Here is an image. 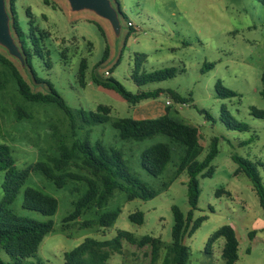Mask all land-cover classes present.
Returning a JSON list of instances; mask_svg holds the SVG:
<instances>
[{"label":"rangeland","instance_id":"1","mask_svg":"<svg viewBox=\"0 0 264 264\" xmlns=\"http://www.w3.org/2000/svg\"><path fill=\"white\" fill-rule=\"evenodd\" d=\"M7 8L9 9V0ZM48 1V4L45 3ZM125 18L123 33L118 43L110 23L94 13H73L66 0H17L15 14L20 26L28 30L32 20L38 31L44 34V48L49 51L52 67L35 57L32 66L39 78L48 80L73 109L95 111L99 105L111 108L110 121L77 129L74 136L64 112L54 103H32L22 98L10 72L0 65V80L6 82L0 91V143L13 151L18 169H24L39 161L51 163L59 157L58 148L63 141L72 146L74 140L88 138L101 141L106 146L123 151L131 173L150 187L160 190L153 199L129 201L127 193L116 190L102 209L93 208L77 221L64 222L74 210V203L85 193L87 184L81 180H68L58 188L42 172L33 171L20 190L11 210L18 216L39 222L52 220L54 231L38 248L34 257L24 264H65L64 253L71 251L86 238L108 240L119 231H127L137 238L159 237L166 247L171 241L174 216L172 206L183 213L190 210L187 197V173L173 178L183 146L167 136L159 134L143 141L121 140L112 121L120 118H157V112L148 110L151 101L170 100L166 112L176 120L195 127L199 131L203 151L202 161L209 151L213 138H218L219 153L212 161V177L199 176L200 198L194 211V220L206 216L207 220L191 237L185 238L190 249L188 264H224L221 257L222 239L213 246L212 254L205 252L210 236L224 225L237 228L239 264H264V211L251 180L243 173L235 175L238 165L232 156L237 155L255 163L262 177L264 170L257 163H264V119L251 114L255 107L264 111L261 96V75L264 69V5L258 0H118ZM115 3V1L113 0ZM27 11L29 14H27ZM131 23V25L129 24ZM104 34H102L101 29ZM21 46L18 37L13 32ZM108 48L107 59L100 63ZM0 53L8 57L18 68L33 92L49 93L47 84L34 81L28 66L8 56L0 47ZM145 58L140 73L175 67L177 76L163 81L138 86L132 79L135 57ZM87 61L86 86L78 82L81 61ZM213 64L212 69L206 67ZM106 72H109L106 75ZM112 78L130 92L172 90L184 103L175 102L165 91L155 99L130 107L115 92L97 87L92 79ZM218 82L237 94L236 97L218 98ZM219 88V87H218ZM119 97V98H118ZM21 107L29 117L18 118ZM231 118L248 125L246 131L231 130L222 122V111ZM231 121V119H228ZM167 143L172 158L159 177L148 174L141 165L142 152L156 143ZM67 172L82 177H92L80 160H73ZM4 172H0V200L3 197ZM35 188L58 200L54 216L23 208L25 189ZM218 190L228 192L217 194ZM120 209V215L109 228H101L98 218ZM141 211L145 221L135 224L129 215ZM92 221L84 227L83 221ZM255 231L250 238L249 233ZM151 247L139 248L122 241L121 254H113L109 264H150ZM166 255L161 249L160 262ZM4 262L11 259L4 251Z\"/></svg>","mask_w":264,"mask_h":264},{"label":"trees","instance_id":"2","mask_svg":"<svg viewBox=\"0 0 264 264\" xmlns=\"http://www.w3.org/2000/svg\"><path fill=\"white\" fill-rule=\"evenodd\" d=\"M258 1L264 5V0ZM115 2L125 18L119 1L115 0ZM16 3L17 0H9V9L13 15V29L26 56L27 66L30 68L34 81L38 84H47L50 90L46 94L33 92L16 65L0 53V65L10 72L22 98L32 103L56 104L67 116L74 136L77 135V129L109 122L111 119L110 107L99 105L95 111L73 109L48 80L37 76L32 66V60L35 57L42 59L47 68L52 67L49 51L45 50L43 44L44 33L38 31L32 20L29 21L27 31L20 26L15 14ZM45 3L48 4V1H45ZM27 14H29L28 11ZM100 29L104 34L102 28ZM107 52L108 48L105 50L101 64L106 61ZM144 61L145 58L142 55L135 57V67L131 77L138 86L163 82L177 76L178 70L175 67L140 73ZM206 67L212 69L214 65L207 64ZM87 68V61L83 59L78 71V82L82 87L86 86ZM92 81L97 87L118 94L130 107L137 106L143 101L155 99L166 91L158 89L156 91L132 93L123 84L110 77L106 79L93 78ZM261 82V96L264 99V69ZM4 86H6V82L0 80V91L4 89ZM218 87L216 89L218 98L226 99L237 96L235 92L224 88L220 82H218ZM166 92L177 103L187 102L172 90ZM17 113L19 119L29 117L21 107H18ZM169 113L167 111L166 114L151 119L120 118L112 121V126L118 131L121 140L139 142L162 134L174 143L183 146L176 172L171 181L164 184V187H169L172 180L177 179L182 173H187V197L190 210L185 214L176 205L172 206L174 226L169 244L165 247L164 241L159 237L144 236L137 238L130 232L119 231L116 237L108 240L86 238L77 247L64 253L65 264H109L110 257L113 254H121L123 240L139 248L150 246V264L188 263L190 251L184 243L185 238L191 237L207 220L206 216L194 220V211L197 209L201 194L199 176L203 178L213 176L214 170L211 163L219 153V139L216 137L212 139L207 155L200 161L198 158L203 151V147L200 143L198 129L176 120ZM251 114L256 118L264 119L263 110L252 107ZM228 119H231V121ZM221 120L231 130L246 131L249 129L248 125L231 118L226 110L222 111ZM58 151L59 157L52 158L51 163L39 161L27 168L18 169L11 147L0 143V172H4L3 197L0 200V254L4 251L11 259L10 262L6 263L0 256V264H24L27 259L35 256L46 237L54 231L52 220L39 222L24 218L16 215L10 208L33 171L42 172L58 188H63L68 180L75 179L86 182L85 193L73 204L74 210L64 219V222L82 219V215L93 208L102 209L108 204L116 190L126 192L129 201L153 199L161 192L150 187L131 173L122 150L106 146L101 141L91 142L86 137L82 140H74L72 146H68L62 141ZM171 158L172 149L169 144L160 142L142 152L141 165L148 174L159 177L164 173ZM232 159L238 165L235 175L243 172L251 180L259 198L260 206L264 211V186L257 166L250 160L237 155H233ZM73 160H80L83 168L92 177H82L67 172L66 168ZM257 165L264 170V163H257ZM24 193V209L39 212L48 217L56 214L59 204L55 197L31 187L26 188ZM219 193L229 194L224 190H218L217 194ZM120 212V209H118L102 214L97 220L98 225L101 228H109L117 220ZM129 219L135 224L142 225L145 221L144 213L137 211L130 214ZM82 225L88 227L92 225V221H83ZM254 234L255 231L250 232V238ZM220 239L224 241L221 252L224 264H236L239 259V241L236 231L230 225L222 226L210 236L205 247L206 254H212L213 246ZM163 248L166 249V255L160 262V252ZM38 264L48 263L40 261Z\"/></svg>","mask_w":264,"mask_h":264},{"label":"water","instance_id":"3","mask_svg":"<svg viewBox=\"0 0 264 264\" xmlns=\"http://www.w3.org/2000/svg\"><path fill=\"white\" fill-rule=\"evenodd\" d=\"M73 13L88 11L108 21L118 43L123 33L122 12L113 0H66ZM115 1V0H114ZM13 15L8 11L7 1L0 0V47L10 56L18 60L22 67L27 66L26 56L14 36Z\"/></svg>","mask_w":264,"mask_h":264},{"label":"crops","instance_id":"4","mask_svg":"<svg viewBox=\"0 0 264 264\" xmlns=\"http://www.w3.org/2000/svg\"><path fill=\"white\" fill-rule=\"evenodd\" d=\"M123 10V9H122ZM165 103L166 101L164 102H157V101H151V103H148L147 107H148V110H150L151 112H157L158 115H162V114H166V107H165ZM129 106V105H128ZM135 119H151V118H144V117H138V118H135ZM233 229L236 231V234H237V228L236 226L232 225ZM238 237V235H237ZM222 248L224 246V241H222ZM240 246V245H239ZM222 248H221V251L220 253L222 252ZM240 250V248H239ZM190 251V249H189ZM239 253V252H238ZM189 258H190V252H189ZM189 262V260H188ZM188 264V263H187ZM236 264H239V259L238 261L236 262Z\"/></svg>","mask_w":264,"mask_h":264},{"label":"built area","instance_id":"5","mask_svg":"<svg viewBox=\"0 0 264 264\" xmlns=\"http://www.w3.org/2000/svg\"><path fill=\"white\" fill-rule=\"evenodd\" d=\"M129 24L131 25V23H129ZM108 74H109V72H106V75H108ZM166 105H167V106H171V105H172V102H171L170 100H167V101H166ZM182 105L185 106L186 104L184 103V104H182Z\"/></svg>","mask_w":264,"mask_h":264}]
</instances>
